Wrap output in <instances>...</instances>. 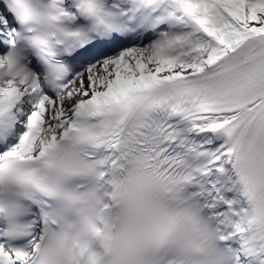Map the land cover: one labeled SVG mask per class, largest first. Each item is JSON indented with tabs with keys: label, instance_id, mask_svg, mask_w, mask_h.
Instances as JSON below:
<instances>
[{
	"label": "snow or ice",
	"instance_id": "snow-or-ice-1",
	"mask_svg": "<svg viewBox=\"0 0 264 264\" xmlns=\"http://www.w3.org/2000/svg\"><path fill=\"white\" fill-rule=\"evenodd\" d=\"M0 264H264V0H0Z\"/></svg>",
	"mask_w": 264,
	"mask_h": 264
}]
</instances>
